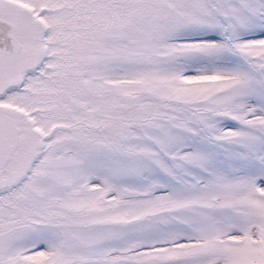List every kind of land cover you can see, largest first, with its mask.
Listing matches in <instances>:
<instances>
[{"label": "snow or ice", "instance_id": "6c2138e0", "mask_svg": "<svg viewBox=\"0 0 264 264\" xmlns=\"http://www.w3.org/2000/svg\"><path fill=\"white\" fill-rule=\"evenodd\" d=\"M0 264H264V0H0Z\"/></svg>", "mask_w": 264, "mask_h": 264}]
</instances>
